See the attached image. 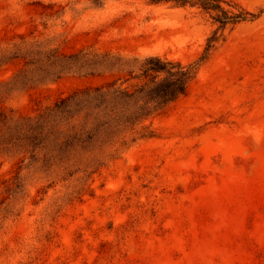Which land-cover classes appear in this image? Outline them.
<instances>
[{"label": "rangeland", "instance_id": "obj_1", "mask_svg": "<svg viewBox=\"0 0 264 264\" xmlns=\"http://www.w3.org/2000/svg\"><path fill=\"white\" fill-rule=\"evenodd\" d=\"M223 1L263 12L198 62L216 26L197 8L0 0V264H264V0ZM103 54L196 71L146 121L154 137L86 177L54 172L42 142L68 118H20L99 86L79 65Z\"/></svg>", "mask_w": 264, "mask_h": 264}, {"label": "trees", "instance_id": "obj_2", "mask_svg": "<svg viewBox=\"0 0 264 264\" xmlns=\"http://www.w3.org/2000/svg\"><path fill=\"white\" fill-rule=\"evenodd\" d=\"M147 1L197 8L208 15L216 28L207 38L198 62L208 60L217 44L223 41L226 29L231 31L240 24L253 22L263 12L255 14L223 0ZM93 57L98 62H82L79 68L87 75L103 77L99 86L76 91L33 119L20 118L21 122L39 129L47 127L51 118H68L62 130L56 134L49 132L42 142L54 172L72 169L86 177L119 158L136 141L154 137V130L146 121L186 95L196 71L195 66H183L158 56L140 60L115 54ZM12 185L8 193L13 195L20 185L17 180Z\"/></svg>", "mask_w": 264, "mask_h": 264}]
</instances>
